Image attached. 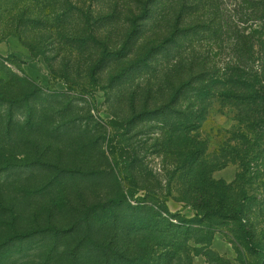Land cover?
Returning <instances> with one entry per match:
<instances>
[{"label":"rangeland","instance_id":"1","mask_svg":"<svg viewBox=\"0 0 264 264\" xmlns=\"http://www.w3.org/2000/svg\"><path fill=\"white\" fill-rule=\"evenodd\" d=\"M185 1L174 30L152 31L132 19L135 0H0V264H128L147 250L154 264H264V120L251 128L235 102L209 98L184 140L173 132L187 104L172 102L180 86L200 87L199 61L186 67L197 56L264 70V47L249 65L250 47L235 46L264 41V0H215L221 27L209 32L196 30L202 5ZM191 141L203 145L208 179L245 207L263 252L249 251L233 221L211 219L208 244L193 224L178 252L153 230L135 232V209L174 229L194 218L180 166Z\"/></svg>","mask_w":264,"mask_h":264},{"label":"trees","instance_id":"2","mask_svg":"<svg viewBox=\"0 0 264 264\" xmlns=\"http://www.w3.org/2000/svg\"><path fill=\"white\" fill-rule=\"evenodd\" d=\"M197 1L205 3H195ZM185 0H135V3L140 7L136 9L135 13L132 16L134 21L138 22H148V27L150 30H157L160 27V24L169 23L168 29L171 31L174 30V21L178 25L182 22L184 14L182 11H185L187 8V2ZM194 5H202V10L204 14L200 17L203 18V22L206 25L201 26L202 28L196 29L197 32H209L212 27L216 26L220 28L217 19L218 9L215 0H193ZM145 4V5H144ZM137 5V6H138ZM174 7V8H172ZM167 9V12L163 10ZM207 25L209 28H207ZM177 28V27H176ZM207 28V29H205ZM195 30V31H196ZM195 31H186L187 34ZM245 30H242L243 33ZM258 32H255V34ZM181 33L178 36L187 39V35ZM262 31L259 32L261 36ZM192 41H187L190 43ZM199 44V43H198ZM242 44V45H241ZM167 45H173L174 49H178L176 39L169 41ZM214 46V45H213ZM238 51L242 47L249 46L247 57L241 54L237 57L238 61H241V58L247 61V63L255 64L254 54H256L255 49L261 50L264 47V41L256 40L253 43L247 40V37L239 36L236 38V44ZM242 46V47H240ZM161 48H159L160 50ZM240 49V50H239ZM161 51V50H160ZM200 57V56H199ZM194 60L193 64L186 66L189 70H196L194 65L199 61V69L197 74L194 75V84H199L200 87L193 88L192 84L187 83L186 86H180L177 93L174 95L172 102L178 103L179 100L184 105V112L179 114V123L180 129L174 130L173 134L178 132L180 137L185 140V132L188 130V126L192 123L198 125L204 121L206 116V107L204 106L205 102L209 98H218L222 101H233L238 106V112L241 116L240 121L251 123L250 127L254 124L262 122L264 120V70L260 66L257 67V70H252L247 72L244 65L241 62L236 63L233 67L225 66L223 69L216 68L212 66L211 68L206 64V58H199ZM257 61V60H256ZM184 65L185 63L182 62ZM262 67H264L262 65ZM184 69V68H183ZM203 83V85H202ZM183 85V84H181ZM175 91H172L174 93ZM186 94H189L186 96ZM180 104V103H179ZM183 106V105H182ZM190 110V111H189ZM193 120V121H190ZM172 130V129H171ZM191 130V129H190ZM186 140L188 141L187 137ZM243 142H246L245 139H241ZM172 141V139H169ZM186 141V142H187ZM185 143V142H184ZM192 147V151L187 147V143L181 146V171L182 174V183H186L185 189L188 193L195 195V199L192 201H186L190 207L193 208L195 215L192 220L186 221L182 220L177 229H174V226L170 223H165L164 219L161 220V216L150 215L147 216V213L143 209H135L134 214L136 218L132 222V227H135V232L138 233V236L141 238L144 237L145 232L153 230L155 234H158L165 239L174 240L178 243V246H183L188 243L191 238L194 237L190 233V227L196 226L198 234L203 233L206 230L205 235L200 237L201 239H196L197 243L208 244L210 237L213 234V226L215 223H212L211 219H216L220 221H233L238 223V231L240 236L243 238L244 242L248 246L249 251L258 254L263 252V250L257 246L254 242V237L251 233L250 228L244 222L243 215L246 211L243 205H234L229 201V195L226 192L227 190L220 186V184L213 182L208 179V172L211 170V167L206 164L204 160V148L201 143L196 144V142H189ZM170 144V143H169ZM255 145H253L254 147ZM252 146L247 147V151L251 149ZM247 151H244L243 155L246 156ZM240 155L242 153H239ZM210 167V169H209ZM191 202V203H190ZM119 202H117L118 205ZM119 205H121L119 203ZM166 215H169V211L165 209ZM157 218L159 221H152V218ZM206 222H209L208 224ZM205 223L207 225H205ZM215 231V230H214ZM216 232V231H215ZM201 235V234H200ZM186 247L176 248V252ZM187 254V252H186ZM177 253L175 254V256ZM152 254L149 250L138 253L137 256L132 257L131 261L128 264H154L151 260ZM170 257L166 256L164 258L167 261ZM161 261L156 262L159 264ZM108 264H115L114 262H107ZM124 264V263H117ZM161 264V263H160Z\"/></svg>","mask_w":264,"mask_h":264}]
</instances>
